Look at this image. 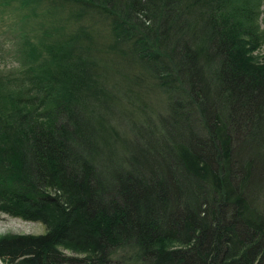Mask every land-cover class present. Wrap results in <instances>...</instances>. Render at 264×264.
Wrapping results in <instances>:
<instances>
[{
	"label": "trees",
	"instance_id": "trees-1",
	"mask_svg": "<svg viewBox=\"0 0 264 264\" xmlns=\"http://www.w3.org/2000/svg\"><path fill=\"white\" fill-rule=\"evenodd\" d=\"M260 1L0 0V213L46 229L3 264H264ZM120 79L162 109L122 110Z\"/></svg>",
	"mask_w": 264,
	"mask_h": 264
},
{
	"label": "rangeland",
	"instance_id": "rangeland-1",
	"mask_svg": "<svg viewBox=\"0 0 264 264\" xmlns=\"http://www.w3.org/2000/svg\"><path fill=\"white\" fill-rule=\"evenodd\" d=\"M260 2H264V0H261ZM263 4V3H262ZM263 9V5L261 6ZM261 9V10H262ZM3 11V12H2ZM263 16V14H260L259 19ZM16 18V13L10 9H2L0 8V33H3V30L6 29V25L8 23H12L14 19ZM81 23L85 24L89 28L93 27V31L95 32L94 35V43H97L99 46L104 47L105 50L103 49L101 54L105 55L104 63L108 64L109 67L112 68V63L111 59L116 57V54L114 52H108L110 49H107L111 43H113V38L111 34L109 33L108 25H106L105 20L100 19L97 16L91 17L90 20L86 19L82 21ZM92 43V42H91ZM1 42H0V47H1ZM96 47L99 48L95 44ZM128 46L129 44L126 45L124 43L123 45H120L118 49L121 50H126L127 52V57H133L132 51L129 50ZM254 61H262L264 59V45L260 44V46L254 48L253 51L249 53ZM96 55V54H95ZM94 55V56H95ZM101 55V57H102ZM96 57V56H95ZM134 62V61H133ZM16 66V64L11 60L10 57L5 53L4 56H0V68L5 70H10L13 69ZM123 71L122 72H128L131 75L136 72L133 71L135 68H137L136 62H134V65L132 66V70H125V68H129L130 66L124 63H122ZM110 68V70H111ZM111 73V72H110ZM136 74V73H135ZM111 75V74H110ZM120 84V94L122 92H126V87H127V81L119 80ZM125 89V91H124ZM129 92L123 93V98H122V110H127V109H138V108H148L152 107L154 111H159V109H162V106L159 102H161V99L163 98V95L159 92L156 91L154 92L153 90H147V93H133L130 94V98L134 101V104H130L124 100V98L128 97ZM143 101H145L147 106H143ZM124 102V104H123ZM45 227L41 221L38 220H27V219H20L16 216H10L4 212L0 213V238L4 235H12V234H40L45 232ZM60 249L63 251L64 254L66 255H71V256H79V255H85L86 252L82 250H75L72 248H64L60 247ZM0 264H3V261L0 258Z\"/></svg>",
	"mask_w": 264,
	"mask_h": 264
},
{
	"label": "water",
	"instance_id": "water-1",
	"mask_svg": "<svg viewBox=\"0 0 264 264\" xmlns=\"http://www.w3.org/2000/svg\"><path fill=\"white\" fill-rule=\"evenodd\" d=\"M50 264H67L65 261L52 262Z\"/></svg>",
	"mask_w": 264,
	"mask_h": 264
}]
</instances>
